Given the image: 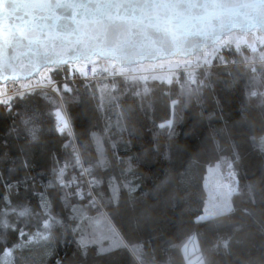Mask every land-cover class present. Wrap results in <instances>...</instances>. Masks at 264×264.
<instances>
[{"label": "trees", "instance_id": "trees-1", "mask_svg": "<svg viewBox=\"0 0 264 264\" xmlns=\"http://www.w3.org/2000/svg\"><path fill=\"white\" fill-rule=\"evenodd\" d=\"M227 47V59L264 57L261 45ZM115 79L118 92L98 70L71 91L60 84L58 96L40 90L0 104V264H186L192 236L200 264H264V62L214 64L194 82L182 72L165 83ZM61 103L72 135L55 130ZM214 165L236 188L231 211L198 220ZM49 216L60 221L50 238L32 241ZM96 226L124 246L81 248Z\"/></svg>", "mask_w": 264, "mask_h": 264}, {"label": "water", "instance_id": "water-1", "mask_svg": "<svg viewBox=\"0 0 264 264\" xmlns=\"http://www.w3.org/2000/svg\"><path fill=\"white\" fill-rule=\"evenodd\" d=\"M140 7L150 31L195 53L231 32L264 34V0H143ZM125 26L113 6L97 0H0V82L28 79L43 67L107 61L100 49Z\"/></svg>", "mask_w": 264, "mask_h": 264}, {"label": "snow or ice", "instance_id": "snow-or-ice-1", "mask_svg": "<svg viewBox=\"0 0 264 264\" xmlns=\"http://www.w3.org/2000/svg\"><path fill=\"white\" fill-rule=\"evenodd\" d=\"M99 4H108L116 9V17L125 22V27L118 30L115 39L107 45V47H102L100 53L108 56L109 59L104 65H99L96 63L95 59L91 61L85 60L81 64L75 66V71L72 75L75 76L77 73L84 79L88 78V64L93 65L91 71L92 75H96L97 71L100 70L102 66V71L108 73L113 77L112 87L118 92L119 82L115 77H120L127 83L129 81L139 82L144 81L147 83L149 79L153 81H160L161 83L171 82L172 77L177 76L178 73L183 71L188 75L189 80H191L192 65L190 63H185L183 66L179 63H173L172 61L179 55H186L192 52L197 58H200L198 53L193 52L192 49H183L178 46H173L172 42L169 40L167 35H161L159 33L154 34L145 24V16L143 10L140 7L143 0H97ZM140 15L137 16V12ZM172 40H176L175 34L172 36ZM178 45V41H177ZM208 53L207 55H211ZM204 63H207L206 57L204 58ZM198 66V65H197ZM71 71V69H70ZM48 83H52L51 80ZM56 89L53 88V91ZM65 91H71L67 85H65ZM255 93H253L254 95ZM57 117L60 127L58 131H62L68 128V122L60 117L59 111H57ZM161 127H165L161 125ZM101 165H105L107 161L101 160ZM228 167L231 168L232 165L229 163ZM132 164L128 162L127 171H131ZM211 171V170H210ZM63 170H61V175ZM59 179V177H58ZM63 184V181H60ZM93 183H99V181H93ZM111 197L110 200L117 201L119 188L116 184L110 185ZM77 195L83 199V194L77 192ZM90 203L95 204V201H90ZM213 207H219V205L212 201ZM221 211L227 212L231 211L230 206L225 204L221 208ZM73 212L78 216L83 218V212L79 208H73ZM204 217H198V220H202ZM53 221L59 223L60 221L55 220L54 217L49 216L48 219L42 221L43 231L37 232L32 237V241L40 242L47 241L51 235V227ZM108 240V247H104L101 244L102 240ZM81 248H86L90 243L100 244L101 246L97 249L98 254H108L113 249L119 246H124V241L120 239L115 230L109 228L108 235H101L97 237L95 234L86 237L81 236L78 241ZM131 254L139 258V250H132Z\"/></svg>", "mask_w": 264, "mask_h": 264}, {"label": "built area", "instance_id": "built-area-1", "mask_svg": "<svg viewBox=\"0 0 264 264\" xmlns=\"http://www.w3.org/2000/svg\"><path fill=\"white\" fill-rule=\"evenodd\" d=\"M240 34L246 35L249 39H252L255 41V48L251 49L248 45V47L251 50H257V46L261 45L264 46V41H261V37L264 36L262 32L259 30H252L248 33H242L238 32ZM263 35V36H262ZM216 45L207 48L206 50L199 52L198 54H203L206 52L212 53L211 55H202L200 58L193 62H187L192 65V73H191V80H189L188 75H186L183 71H181L186 79L189 82H194V81H200L202 78V71L206 70L207 68L212 67L214 64L216 65H221V66H231V65H236V64H249L251 67H255L257 64L263 63L264 62V57L261 55V53H258L255 55V57L251 60H247V62H243L242 59H237L234 57L226 58L222 55V51H227L228 47L227 45H222L220 47H215ZM214 48V49H212ZM196 56V55H193ZM191 56V57H193ZM206 57L207 63H204V58ZM216 58V60H215ZM218 58V59H217ZM82 62H77V63H66L64 65L55 67H43L40 69L38 72L33 74L30 78L25 79V80H6L4 82H0V104H7L10 102V100L16 96H20L23 94H34L40 90L43 91H48L51 92L55 95L58 96V91H59V85L62 84L64 87L65 85H74L78 80H82L84 85H87L92 79H94V76L92 75V67L93 65L91 63L88 64V78H80L78 76V73L73 76L72 72L75 71V66L78 64H81ZM185 63L181 64L182 66ZM198 65V66H197ZM64 68V69H63ZM71 69V71H70ZM57 70H61L60 78L54 74ZM66 70V73L64 71ZM100 71L103 73L105 77L112 78V76L108 73H104L102 71V67L100 68ZM51 80L52 83H48V81ZM53 88L56 90L53 91ZM57 111H59L60 117L65 119L68 122V128L64 129L62 131H58V128L60 127L59 122H58V117H57ZM55 130L57 134L59 135H64L69 133L72 135V130L70 126V122L68 119V116L66 114V111L62 105L60 104L59 109L56 110L55 112ZM76 152H78V148L76 145H74Z\"/></svg>", "mask_w": 264, "mask_h": 264}, {"label": "rangeland", "instance_id": "rangeland-1", "mask_svg": "<svg viewBox=\"0 0 264 264\" xmlns=\"http://www.w3.org/2000/svg\"><path fill=\"white\" fill-rule=\"evenodd\" d=\"M261 41H264V36L261 37ZM240 42L246 43L251 49H254L256 47L254 40L249 39L246 35L240 34L238 32H231L223 36L221 40L216 44L215 47H220L222 45H227V44H238ZM210 52L200 54L199 56L207 55ZM197 59H198L197 56H193L189 58H175L172 62L183 64L186 62H193ZM95 60H96V63L99 65H104L107 62L101 59H95ZM80 169H81V173L84 174L85 171L84 169H82L81 166H80ZM204 189H205L206 199H205L202 214L199 216V217H204V219L202 220L229 212V211L223 212L221 211V208L223 207L225 202L231 208L230 198L232 194L236 191V188L230 185L228 179L225 178L222 170L220 169L218 165L209 166L207 168L206 175L204 178ZM213 200H215V202L219 205V207H215V208L213 207L212 205ZM96 227L99 229V231L92 230L91 228L88 233L91 232V234L93 233L101 234L102 229L99 226H96ZM197 251H198V247H197L196 239L195 237L192 236L190 239H188V241L182 247V253H183L186 264H200L201 263V260H200V257Z\"/></svg>", "mask_w": 264, "mask_h": 264}]
</instances>
